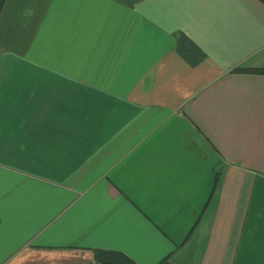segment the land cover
Instances as JSON below:
<instances>
[{
  "label": "crops",
  "instance_id": "obj_1",
  "mask_svg": "<svg viewBox=\"0 0 264 264\" xmlns=\"http://www.w3.org/2000/svg\"><path fill=\"white\" fill-rule=\"evenodd\" d=\"M259 69L264 0H6L0 264H264Z\"/></svg>",
  "mask_w": 264,
  "mask_h": 264
},
{
  "label": "trees",
  "instance_id": "obj_2",
  "mask_svg": "<svg viewBox=\"0 0 264 264\" xmlns=\"http://www.w3.org/2000/svg\"><path fill=\"white\" fill-rule=\"evenodd\" d=\"M5 1L0 0V16ZM175 50L191 67L199 65L206 58L205 53L183 33L176 36ZM234 71L250 72L253 70L238 68ZM254 71L264 73V69ZM94 261L97 264H137L132 258L122 252L104 249L94 250Z\"/></svg>",
  "mask_w": 264,
  "mask_h": 264
}]
</instances>
